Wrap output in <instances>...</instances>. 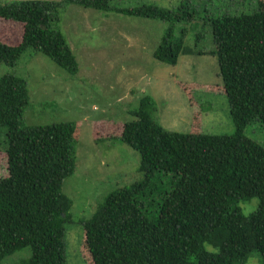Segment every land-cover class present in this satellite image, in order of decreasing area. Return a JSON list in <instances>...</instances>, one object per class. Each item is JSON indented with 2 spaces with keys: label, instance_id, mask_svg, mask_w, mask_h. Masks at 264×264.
I'll return each mask as SVG.
<instances>
[{
  "label": "trees",
  "instance_id": "trees-1",
  "mask_svg": "<svg viewBox=\"0 0 264 264\" xmlns=\"http://www.w3.org/2000/svg\"><path fill=\"white\" fill-rule=\"evenodd\" d=\"M258 3L254 13L211 20L216 47L210 54L218 58L235 133L169 131L151 115L154 100L144 97L120 136L140 153L142 178L109 193L84 222L94 264H246L253 252L264 261V146L245 134L254 120L264 127V2ZM72 4L170 22L155 57L176 65L187 54L173 25L188 17L156 4L119 9L111 0H13L0 3V18L23 24L24 32L17 45L0 40V61L14 66L32 50L77 74V58L59 28L61 11ZM29 102L25 79L0 78L9 172L0 179V264L26 247L29 264H66L73 200L62 187L76 168V125L23 126ZM161 172L180 180L171 182L154 215L145 201L160 193L154 180ZM255 197L258 209L245 215L238 204Z\"/></svg>",
  "mask_w": 264,
  "mask_h": 264
},
{
  "label": "rangeland",
  "instance_id": "rangeland-1",
  "mask_svg": "<svg viewBox=\"0 0 264 264\" xmlns=\"http://www.w3.org/2000/svg\"><path fill=\"white\" fill-rule=\"evenodd\" d=\"M13 0H0V3ZM61 1V0H49ZM264 2V0H263ZM156 4L186 15L173 25L183 38L186 55L176 65L159 61L155 52L171 27L159 19L103 12L72 4L61 11L59 28L79 64L71 74L41 52L27 50L14 66L0 61V78L14 74L26 80L30 102L23 126L72 122L76 125V168L63 183L73 200L65 224L66 264H94L86 246L84 222L112 191L140 180L141 155L120 140L124 124L149 96L153 119L169 131L233 135L231 107L220 76L211 20L223 15L251 14L258 0H111L112 7ZM189 13V14H188ZM24 25L0 18V40L17 45ZM8 128H0V179L8 176ZM245 134L264 146V127L254 120ZM176 173H157L160 193L146 202L156 215L158 204ZM154 206H148L152 203ZM255 197L238 206L245 215L258 209ZM208 250L216 251L207 246ZM31 247L5 257L1 264H29ZM246 264H264L253 252Z\"/></svg>",
  "mask_w": 264,
  "mask_h": 264
}]
</instances>
